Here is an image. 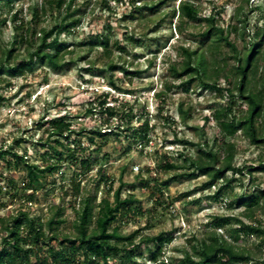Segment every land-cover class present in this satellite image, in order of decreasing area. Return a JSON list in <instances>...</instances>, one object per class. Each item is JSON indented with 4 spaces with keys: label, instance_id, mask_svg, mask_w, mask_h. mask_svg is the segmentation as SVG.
<instances>
[{
    "label": "trees",
    "instance_id": "16d2710c",
    "mask_svg": "<svg viewBox=\"0 0 264 264\" xmlns=\"http://www.w3.org/2000/svg\"><path fill=\"white\" fill-rule=\"evenodd\" d=\"M77 0H41L40 4L32 7L28 19L19 18L14 11L15 0H0V83L2 87L11 85L10 79L31 72L37 65H44L53 71H58L65 65L76 64L72 57L74 53L81 52V47L87 53L100 51L89 64L86 71L99 69L107 73V81L116 92L120 87L113 79V72L127 73L129 70L118 60L120 53L126 52L124 44L117 40L110 42L112 25L107 20L100 31L87 33L81 40L69 43L62 35H69L81 24V15H77L78 8L73 5ZM248 1V0H245ZM102 6L112 12L107 0H101ZM165 0H159L150 5L144 4L139 8L149 11L157 10ZM262 14L260 26L248 33L247 13L242 7L237 8L233 14L237 24L230 23L222 26L217 22L215 13L201 16L198 7L192 0H180L177 7L170 11V22L177 17V27L187 22H205L206 27L199 33L200 37L208 41L207 57L203 49L180 47L181 60L178 64L169 66L171 76L180 79L188 76L179 86L182 91H188L189 85H198L207 89L220 98V103L215 104L210 115L204 120H214L219 127L222 138L232 137L239 130L244 134L250 145L263 147L262 158L254 164L246 162L236 165L235 158L239 153L235 143L215 137L208 140L203 134H198V140L175 138L170 143L185 144L183 151L175 153L164 152L162 162L155 166L158 172L174 171V175L167 179H156L150 176L147 181L139 179L141 187H151V194L157 204H166L164 189L170 181L178 178L194 179L205 176L200 186L201 189L214 187L212 194L204 198L214 201L223 200L226 192H232L237 183L243 187L244 176L248 177V187L228 200L225 206L230 209H240L237 214H215L205 224L208 229L203 236L192 235L193 241L190 248H182L180 253L172 254L169 261H164V248L173 241V232L161 231L155 235H139L141 228L127 234L120 232L121 225L129 217L142 216L144 210L136 205L138 202L134 194L129 193L122 197L125 185L119 182L112 188V179L104 173L99 165L97 173L99 181L107 193L112 192V199L103 196L97 201L96 194L85 195L79 201L78 208H73L74 219L72 232L63 231L65 223L64 207L56 205L54 212L47 221L27 210L19 209L15 214L0 217V264H139L142 257L139 250L145 244L147 259L153 264H264V219L258 213H264V187L256 183L253 174L264 172V13L261 6H256ZM9 16H2L3 13ZM40 14L47 18H40ZM133 19L130 12L124 15ZM163 18H160V25ZM160 22V23H159ZM9 23L10 36L6 43L1 40V28ZM155 26V27H156ZM238 31L240 36L250 35L247 44L242 49L229 40L230 31ZM124 33H126L124 31ZM141 36L125 34L126 44L139 46ZM222 45L230 48L233 60L226 68L225 57L219 53ZM113 48L116 49L115 59ZM83 56H80L82 58ZM99 59L102 63L99 66ZM151 63V61H149ZM145 70H135L132 73L139 75ZM229 71L231 76L224 75L220 81V74ZM165 88L155 93L156 113L165 126L172 128L176 122L165 112L166 91L170 86L165 83ZM127 93L132 91L127 90ZM6 98L0 93V102ZM244 103L241 115L234 112L236 102ZM122 104L120 98L108 92H101L89 102L86 109L91 113V118L101 124L91 129L77 128L72 122V116L67 113L55 115L38 122V126L47 124L45 130L47 139L41 145L46 150L41 153L42 163L30 162L26 154H20L12 146L0 144V161L7 167L11 165L25 171L23 190L28 191L25 200L31 201L34 193L43 189L45 174L58 171L61 161L70 159L75 166L71 189L74 196L80 194V182L76 181L81 175L86 174L91 167L98 163L97 158H92L91 153L99 152L100 145H95V138L104 140L105 135H115L127 140L125 152L137 147L140 143L147 144L150 140L152 125H149V112L144 108L134 111V106L122 104L123 109L117 106ZM178 111L181 121L190 118L189 109H183L179 103ZM98 113V115H95ZM115 122L113 127L112 122ZM106 130V131H105ZM78 136H85L87 142L83 143ZM23 138L14 142L20 145ZM216 143L218 146L214 148ZM193 148L196 155L188 151ZM87 152V153H86ZM7 156L11 160H7ZM106 155H103L105 158ZM124 169V168H123ZM122 169V171H123ZM150 173V169H146ZM151 183V185H150ZM8 189L15 186L12 180L7 181ZM2 186L0 184V190ZM192 191L181 194L182 197L190 195ZM65 195L66 192H63ZM5 204L0 203V207ZM230 227L227 228L226 227ZM221 229L226 233H218ZM254 237L255 250L239 245L241 238ZM53 241V242H52ZM151 243L153 247L148 246Z\"/></svg>",
    "mask_w": 264,
    "mask_h": 264
},
{
    "label": "rangeland",
    "instance_id": "374dc122",
    "mask_svg": "<svg viewBox=\"0 0 264 264\" xmlns=\"http://www.w3.org/2000/svg\"><path fill=\"white\" fill-rule=\"evenodd\" d=\"M112 12H109L102 6L101 0H77L74 7L78 8L77 15H81V24L72 34L62 35L69 43H75L81 40L87 33H95L101 30L107 20L112 25L110 42L117 40L119 44H124L126 52L120 53L119 61L128 68V72H122L116 69L113 72V79L121 88L120 92L114 91L107 81V73L94 69L86 71L84 69L89 64L86 62L93 60L96 55L103 57L100 51L87 53L85 47H81V52H76L72 57L77 61L76 64L65 65L58 71H53L44 65H37L31 72H26L22 76L10 79L9 87H2L0 83V93L6 98L0 102V144L12 146L20 154H26L30 162L41 164V153L46 147L41 144L47 139L45 130L47 124L41 127L38 122L48 117L67 113L72 116V122L77 128L91 129L101 124L98 120L91 118V113L86 109L89 102L97 97L101 92H108L120 98L122 104L134 106V111L144 108L149 112V125H152L150 140L147 144L140 143L137 147L125 152L127 140L115 135H105L104 140L95 138V145L90 149L100 145L99 152L91 153L92 158H97L99 164H94L84 175H81L76 181L80 182V194L74 196L71 189V181L74 177L75 166L70 159L61 161L62 167L55 172L45 174L43 179V189L34 193L31 201L25 200L28 191L23 190L25 180V171L14 166L7 167L0 161V203L5 206L0 207V217L15 214L19 209L27 210L33 214L40 215L44 221L51 217L56 205L64 207L65 223L62 226L63 231L72 232V222L74 219L73 208H78L79 201L85 195L96 194L97 201L103 196L112 199V192L107 193L99 181L97 169L99 165L103 167L104 173L113 181L112 188H116L120 181L125 185L122 189V197L129 193L134 194L137 199L136 205H139L144 213L142 216L129 217L121 225L120 232L127 234L141 228L139 236L155 235L161 231L173 232V241L167 244L163 250L164 261L167 262L172 254L180 253L182 248H190L193 241L192 235L203 236L208 230L205 224L215 214H237L240 209L230 210L225 204L235 194H239L248 187V177L244 176L243 187L237 183L232 192H226L223 200L214 201L211 198H204L212 194L214 187L201 189L200 186L205 180V176L194 179L178 178L169 183L167 189H164V198L167 209L163 205L157 204L155 197L152 196L150 187H141L139 179L149 180L150 176L156 179H167L174 175V171L158 172L155 166L162 162L164 152L175 153L183 151L184 145L181 143H170L176 136L178 139L198 140L199 135L203 134L212 140L219 138L221 140L235 143L238 154L235 164L240 165L246 162H257L262 158L263 147L250 145L244 134L239 130L232 137L222 138L219 127L214 120H204L205 116L210 115L214 103H220V98L207 89L193 84L189 85L188 91H182L179 84L188 79L183 76L180 79H174L171 76L169 66L178 64L181 60L180 47H189L193 49H203L207 57L208 41L201 38L199 33L206 27L205 22H187L180 29L177 27V17L170 22V11L177 7L180 0H165L157 10L149 11L145 8L140 9L144 4L150 5L159 0H107ZM198 7L201 16L218 11L216 14L217 22L226 26L230 23L236 25V18L233 14L237 8L242 7L247 13L248 33L260 26L262 23V14L256 6H261L264 13V0H192ZM41 0H15L14 11H17L19 18L28 19L33 6L40 4ZM132 13L134 18H128L124 15ZM10 14V13H9ZM3 13L2 16H9ZM46 17L40 14V18ZM50 18L49 16L46 17ZM160 18L163 21L158 23ZM156 26V27H155ZM124 31L126 33H124ZM2 43H6L10 36L9 23L1 28ZM125 34L141 36L142 43L139 46L126 44ZM250 35L240 36L238 31H230L229 40L234 42L238 49H242L247 44ZM113 58L115 59L116 49L113 48ZM219 53L225 57V66L233 62L230 58L232 51L230 48L222 45ZM80 56H83L80 58ZM99 66L102 59H99ZM151 61V63H149ZM135 70H145L141 74L132 73ZM224 75L231 76L229 71L220 74V81L224 80ZM165 83L170 86L166 91L165 112L176 123L172 128L165 126L162 119L156 113L155 93L164 89ZM131 93H127L128 91ZM179 103H182L183 109H189L190 118L185 123L181 121L178 111ZM119 104L118 109H123ZM244 103L239 101L234 105V112L241 115L244 110ZM98 115V113H95ZM115 127V122H112ZM106 131V130H105ZM23 138L20 145H16L15 140ZM83 143H86L85 136H78ZM220 145L216 143L214 148ZM192 155H196L193 148L188 149ZM87 153V152H86ZM106 155L103 158V155ZM11 160L7 156V160ZM124 168V169H123ZM150 169V173L147 172ZM123 169V171H122ZM254 182L261 183L264 187V172L253 174ZM12 180L15 184L10 190L7 181ZM151 185V183H150ZM190 195L182 197L181 194L192 191ZM63 192H66L64 195ZM263 220L264 213L261 210L258 213ZM230 228V227H226ZM218 233H226L221 229ZM53 242V241H52ZM257 241L254 237L241 238L239 245L255 250L254 244ZM148 246L153 247L151 243ZM139 250L142 257L138 259L139 264H153L147 259L145 244L141 245ZM112 264H116L113 262Z\"/></svg>",
    "mask_w": 264,
    "mask_h": 264
}]
</instances>
